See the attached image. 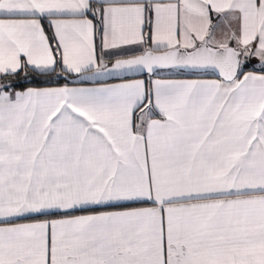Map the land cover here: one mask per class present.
Wrapping results in <instances>:
<instances>
[{
    "label": "snow or ice",
    "instance_id": "obj_1",
    "mask_svg": "<svg viewBox=\"0 0 264 264\" xmlns=\"http://www.w3.org/2000/svg\"><path fill=\"white\" fill-rule=\"evenodd\" d=\"M0 264H264V0H0Z\"/></svg>",
    "mask_w": 264,
    "mask_h": 264
}]
</instances>
